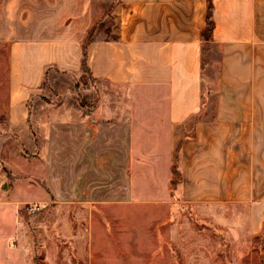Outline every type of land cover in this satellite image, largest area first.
<instances>
[{
	"label": "crops",
	"instance_id": "obj_1",
	"mask_svg": "<svg viewBox=\"0 0 264 264\" xmlns=\"http://www.w3.org/2000/svg\"><path fill=\"white\" fill-rule=\"evenodd\" d=\"M94 2L0 0L8 123H27V103L48 70L81 74ZM110 2L112 37L95 36L87 68L96 82L123 88L128 110L47 123L43 185L64 203H158L172 198L175 170L179 203L248 205L264 219V0H211L209 48L222 54L211 114L201 40L207 0Z\"/></svg>",
	"mask_w": 264,
	"mask_h": 264
},
{
	"label": "rangeland",
	"instance_id": "obj_2",
	"mask_svg": "<svg viewBox=\"0 0 264 264\" xmlns=\"http://www.w3.org/2000/svg\"><path fill=\"white\" fill-rule=\"evenodd\" d=\"M94 1L92 41L96 35L112 37L113 2ZM209 47L203 52L210 65L204 99L211 114L222 54ZM80 73L48 70L27 103V123L14 126L7 119L9 53L0 45V264H264V219L257 207L182 204L171 186L172 198L158 203L53 199L42 183L47 123L99 108L109 110L111 119L118 117L119 106L128 110L123 88Z\"/></svg>",
	"mask_w": 264,
	"mask_h": 264
},
{
	"label": "trees",
	"instance_id": "obj_3",
	"mask_svg": "<svg viewBox=\"0 0 264 264\" xmlns=\"http://www.w3.org/2000/svg\"><path fill=\"white\" fill-rule=\"evenodd\" d=\"M207 8H206V16H205V27L201 31V40H202V52L211 45V39H212V32L214 28V23L212 21V12H213V5L211 3V0H207ZM96 28V25H93L86 33L83 43H82V61H81V72L87 76H90L92 80V76L90 75V72L87 68V47L89 44L92 42V37H93V32L94 29ZM174 175L177 176V172L174 170ZM174 177L170 181V186L174 189L177 182L178 178Z\"/></svg>",
	"mask_w": 264,
	"mask_h": 264
}]
</instances>
